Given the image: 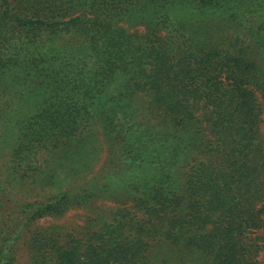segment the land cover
Segmentation results:
<instances>
[{
  "label": "trees",
  "instance_id": "1",
  "mask_svg": "<svg viewBox=\"0 0 264 264\" xmlns=\"http://www.w3.org/2000/svg\"><path fill=\"white\" fill-rule=\"evenodd\" d=\"M60 33H76L81 48L53 46ZM263 115L264 0H0V188L4 175L26 187L32 170L43 183L93 169L86 142L64 156L93 125L112 153L108 179L98 172L82 191L18 202L22 216L0 222V264L16 263L17 237L34 220L123 191L144 211L139 225L109 231L130 254L107 235L61 241L57 227L30 233L36 262L259 264ZM205 124L216 145L198 141ZM196 146L208 163L183 182ZM47 154L65 161L45 167Z\"/></svg>",
  "mask_w": 264,
  "mask_h": 264
},
{
  "label": "rangeland",
  "instance_id": "2",
  "mask_svg": "<svg viewBox=\"0 0 264 264\" xmlns=\"http://www.w3.org/2000/svg\"><path fill=\"white\" fill-rule=\"evenodd\" d=\"M135 30V28H133ZM131 29V30H133ZM139 31L143 30V27L140 26L137 28ZM75 39V40H74ZM51 44L55 47H63L67 44L70 46H74L75 50H79L81 48L80 43H78V38L76 33H60L59 36H54L51 40ZM149 105V101H145L144 106ZM149 113L146 114L145 117H148ZM264 115L262 116V131L264 132ZM204 130L201 133L200 139L198 141H206L207 143L216 145V141H219V134L213 129L211 124L204 125ZM89 136L87 138L81 139L79 142L70 146L67 151L64 152V156L69 152L71 157L72 152H79L80 149H85L84 144L86 142V147L90 146V151L92 154L89 155V158L92 161V158L95 156L94 167L91 169L89 166L83 167L80 172L77 170L69 171L65 170V172L59 171L57 174L56 180L51 182L49 180H44L43 183L38 179V175H33L32 172H29L30 179L28 180V185L26 187L20 186L18 181L12 180V178L4 175L3 179L7 182L4 184L3 189L0 188V222L3 220L10 221L13 217H21L22 214L17 212L16 206L18 202L24 203H35L37 201H45L48 200L57 194L61 193L64 190L71 191H82L85 188L82 187L83 183L91 176L93 177L98 172L102 175L104 179H108L111 173L107 162L111 156V144L107 140V137L104 134L103 127L99 124L93 125V127L89 131ZM92 143L93 146L90 144ZM75 145L77 148H75ZM197 152L188 162H184L182 164V175L181 179L183 182L188 181L189 173H192L193 168H197V165L201 162H207V153L202 151L198 146H196ZM65 150V149H63ZM96 152V153H95ZM61 161H65L60 157H56L55 155L47 154L44 157V165L45 167H51L53 163H56V166L60 165ZM35 164V163H33ZM88 169H90L88 171ZM33 180V182H32ZM122 180V179H121ZM120 183V182H119ZM79 184V186H77ZM124 192V191H123ZM123 192L115 193L112 192L107 194H101L94 196L92 198H87L85 202H80L77 204L70 205L65 211H62L61 214H49L42 218H38L34 220L28 226H25L22 235L17 237L16 240V263L15 264H38L34 259L32 247L29 244V235L32 232H42V231H52V229H62L63 235L61 236V241L65 239H69L68 235H72L73 237H78L84 239L85 237H95L96 235H103V238L107 237V243L114 244L117 248L123 253H129L128 243H123V245H119L117 241L110 238V232L112 225L115 227L124 226L126 227V220H130V224L139 225L142 216L144 215L143 209L138 206L135 200L126 197V194ZM4 196V198H2ZM4 199V201H2ZM3 203V205H1ZM13 212H16L15 215H12ZM123 224V225H122ZM138 228V227H137ZM136 228V229H137ZM136 231H139L136 230ZM186 231V239H191L192 237V227L188 224L185 228ZM198 232V235L202 233V230L199 229L195 233ZM136 232H134L135 234ZM137 234V233H136ZM263 231L257 230L254 232L253 237H260L258 241L262 246L261 251L258 255L259 264H264V239L262 238ZM197 243V238H194ZM87 241V240H85ZM154 244V243H153ZM156 247H160L161 242L158 244H154ZM193 246L189 247L192 248ZM49 247H46V250ZM165 249H161L164 251ZM132 257H140V255L136 254V247L131 251ZM139 253V252H138ZM150 254V253H147ZM145 260V257L143 258ZM41 264V263H39Z\"/></svg>",
  "mask_w": 264,
  "mask_h": 264
}]
</instances>
